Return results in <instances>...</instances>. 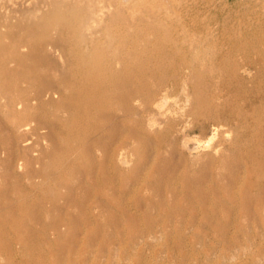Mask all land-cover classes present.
<instances>
[{"label":"bare ground","instance_id":"1","mask_svg":"<svg viewBox=\"0 0 264 264\" xmlns=\"http://www.w3.org/2000/svg\"><path fill=\"white\" fill-rule=\"evenodd\" d=\"M179 1L0 0V173L39 164L0 198V264H264V0Z\"/></svg>","mask_w":264,"mask_h":264},{"label":"rangeland","instance_id":"2","mask_svg":"<svg viewBox=\"0 0 264 264\" xmlns=\"http://www.w3.org/2000/svg\"><path fill=\"white\" fill-rule=\"evenodd\" d=\"M185 0H181V2L179 1V6L180 7H185L184 5V3H187V1H189V0H186L185 2H184ZM192 2L190 3V1H189V4L187 5L188 7H195L196 5H198L197 7L199 8V9H201L202 8V6H203V11L206 9V10H208V8L210 9L209 11H208V13L207 12H205V14L204 15H202L204 18H206V17H208L209 15H212V14H215V13H218V11H219V8L220 7H224L225 5V3L226 2H224V0H212V1H207V0H204L203 2H202V0H198V1H196V3L194 4V2H195V0H191ZM194 1V2H193ZM213 1H215V2H213ZM219 1V2H218ZM225 1H227V0H225ZM178 2V1H177ZM210 2V3H209ZM212 2V3H211ZM222 3V4H220L219 5V3ZM223 2H224V4H223ZM235 2V0H230V7H233V8H235L236 7V9H238V6L237 5H235L236 3H234ZM199 3L200 4H202V5H199ZM204 4V5H203ZM218 4V5H217ZM183 5V6H182ZM190 5V6H189ZM215 5H216V7H215ZM186 6V7H187ZM211 8H210V7ZM213 6L215 7V8H213ZM197 7H196V9H197ZM205 7H207V8H205ZM219 7V8H218ZM212 9H215V10H212ZM215 11V12H214ZM212 13V14H211ZM216 29H218V30H216ZM217 31V32H216ZM215 32L217 33V35H219L220 33H221V28H219V27H217L216 26V28H215ZM39 56V58H40V54L38 55ZM38 56L37 55H34V56H32L29 60H28V63H34V62H37V60H40V59H38ZM60 61V60H59ZM14 63H12V65H13ZM14 66V65H13ZM170 72L172 73L173 72V70H170ZM249 84H251V83H245V84H243V85H241V86H234V87H232V88H229V87H227V86H225L224 84H222L221 83V85H219L220 86V88H221V91L223 90V92H226V93H228V95H231L232 96V99H237V100H240L241 102H243L244 101V99H247L248 97H249V93L247 94L246 93V88L248 87V85ZM24 86H27V84L26 83H24L23 84ZM25 89H27L28 90V94H30V95H32V96H35L36 95V92H37V90H38V86L35 84V85H33V86H29V87H27V88H25ZM234 95V96H233ZM171 99H173V102H174V98H171ZM34 102H35V100H34ZM171 102H172V100H171ZM172 102V103H173ZM119 122L121 123V120H119ZM235 122V121H234ZM121 128V127H120ZM40 132L43 134V135H45L46 137L45 138H38V135L37 134H30V136H31V139H30V141H32L31 142V145H36V142L38 141V140H40V146L39 147H37V150H35L34 152H33V154H34V157H36V156H38L39 155V157H44V151H54V150H56V148H58L57 147V145H56V143H58V132H56V131H53V132H51V130L50 129H48V128H42V129H40ZM121 134L122 132L121 131H118V133L117 134ZM236 135V132H233V134L231 135L232 137H234ZM0 136H5V133L4 132H0ZM122 136H124V134H122ZM173 135L171 134V133H167V134H165V137H164V139L163 140H159L156 136H153V142H155V144L157 145V147H158V149L159 150H161V151H163V152H167V153H169V151L170 152H179L180 150H181V148H182V139H181V137H178V138H175L174 136L172 137ZM231 137V138H232ZM201 141H200V144H201V142H203L202 144H201V146H202V148H205L206 146H207V137H201V139H200ZM52 142V143H51ZM215 142V141H214ZM1 144L3 145V147L5 148L4 150H3V153H2V157L3 158H5V157H7V155H9V154H11L12 156L13 155H15L16 153H15V149L13 148V146H7V145H5L4 143H2L1 142ZM205 144V145H204ZM209 144H212V143H209ZM155 145V146H156ZM205 146V147H204ZM9 147V148H8ZM226 147H229V148H232L233 146L232 145H230L229 144V142H226ZM200 154H202L203 155V153H205L204 151L203 152H199ZM43 156H42V155ZM133 155V156H132ZM132 155H130V157H131V159H132V163L130 164V165H133V164H135V162L134 161H136L137 162V159H138V157L135 155V154H132ZM135 156V157H134ZM222 156H224V158L228 161V162H232L233 160H238L239 162H241V163H243V164H247V165H249L248 163H247V160H246V158L241 154H239L238 156H235L232 152H231V150L229 151H227V152H224L223 154H222ZM210 159V158H209ZM5 161H3V164H2V167L4 166V165H6V164H10V162L9 161H7L6 159H4ZM182 160H184V161H186L191 167H192V169H194V168H200V167H207L208 168V170H209V174H215L216 173V169H217V163H214V161L213 160H207V159H202V160H200V162L199 163H194V162H192V160L190 159V157H189V155L187 154V153H185L183 156H182ZM16 161L17 162H19V163H21V165L20 166H16L15 167V169L13 168L14 167V162H13V165H11L12 167H11V170H4V171H2V173H0V174H2V176H0V190L2 191V192H0V198L1 199H10V198H12L13 196H15V194L13 193V184L15 183V184H17L19 187H21V188H23V189H25V190H30V188H29V184H30V172H31V170H35L37 167H39V164L38 163H36V162H32L31 164H26L25 163V159H19V158H16ZM2 162V161H1ZM24 169H25V172H24ZM10 173V174H9ZM13 174V175H12ZM29 175V176H28ZM85 180H86V177L84 178V182H85ZM10 186V187H9ZM29 188V189H28ZM10 189V190H9ZM145 192V194H151V195H153V192L151 191V190H145L144 191ZM3 195H2V194ZM115 227L113 226H111V227H109V230H111V231H114L115 229H114Z\"/></svg>","mask_w":264,"mask_h":264}]
</instances>
